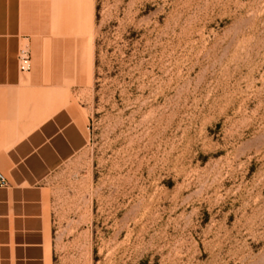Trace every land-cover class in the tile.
I'll list each match as a JSON object with an SVG mask.
<instances>
[{"label": "rangeland", "instance_id": "obj_1", "mask_svg": "<svg viewBox=\"0 0 264 264\" xmlns=\"http://www.w3.org/2000/svg\"><path fill=\"white\" fill-rule=\"evenodd\" d=\"M52 2L93 66L47 77L87 137L45 181L49 264H264V0Z\"/></svg>", "mask_w": 264, "mask_h": 264}, {"label": "crops", "instance_id": "obj_2", "mask_svg": "<svg viewBox=\"0 0 264 264\" xmlns=\"http://www.w3.org/2000/svg\"><path fill=\"white\" fill-rule=\"evenodd\" d=\"M53 1L61 8L75 0ZM57 18L52 0H0V172L7 179L0 187V264H49L45 181L87 140L68 107L53 109L64 88H51L47 77L60 85L93 66L82 38L84 58L70 25ZM23 43L31 56L27 72L17 66Z\"/></svg>", "mask_w": 264, "mask_h": 264}, {"label": "built area", "instance_id": "obj_3", "mask_svg": "<svg viewBox=\"0 0 264 264\" xmlns=\"http://www.w3.org/2000/svg\"><path fill=\"white\" fill-rule=\"evenodd\" d=\"M17 66L20 72H27L31 68L30 50L26 43L20 45L17 53ZM7 183V179L2 172H0V187Z\"/></svg>", "mask_w": 264, "mask_h": 264}, {"label": "bare ground", "instance_id": "obj_4", "mask_svg": "<svg viewBox=\"0 0 264 264\" xmlns=\"http://www.w3.org/2000/svg\"><path fill=\"white\" fill-rule=\"evenodd\" d=\"M65 94H66V90H65V89H63V90L60 91L59 95H60V97L62 98V100H63L64 98H66ZM68 95H69V94H68ZM76 111H77V110H76ZM81 115H82V114H81ZM83 116H84V115H83Z\"/></svg>", "mask_w": 264, "mask_h": 264}]
</instances>
